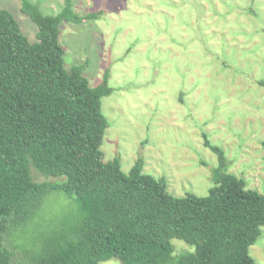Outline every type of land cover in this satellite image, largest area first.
Returning a JSON list of instances; mask_svg holds the SVG:
<instances>
[{
	"label": "rangeland",
	"instance_id": "rangeland-1",
	"mask_svg": "<svg viewBox=\"0 0 264 264\" xmlns=\"http://www.w3.org/2000/svg\"><path fill=\"white\" fill-rule=\"evenodd\" d=\"M27 1L46 16L64 7V0ZM71 1L80 15L103 13L63 22L59 43L67 67L86 62L90 86L111 90L101 100L104 162L119 158L128 173L141 161L142 172L164 178L172 196L206 197L220 163L207 139L222 150L227 172L263 194L264 0ZM21 9L22 0H0L33 44L37 27ZM32 172L38 183L54 180ZM67 203L49 194L26 227L12 230L5 245L14 264H33L78 226V210ZM171 243L174 256L194 251ZM249 254L264 264V228Z\"/></svg>",
	"mask_w": 264,
	"mask_h": 264
},
{
	"label": "trees",
	"instance_id": "trees-1",
	"mask_svg": "<svg viewBox=\"0 0 264 264\" xmlns=\"http://www.w3.org/2000/svg\"><path fill=\"white\" fill-rule=\"evenodd\" d=\"M21 11L37 27L33 44L0 10V264H14L7 236L26 227L53 193L75 206L80 220L33 264H256L249 248L264 228V193L227 172L222 150L207 139L204 147L220 163L206 197L172 196L164 178L142 172L141 161L128 173L119 158L104 162L101 100L111 90L105 82L90 86L86 62L67 67L59 43L63 22L103 13L80 15L71 0L53 16L27 0ZM33 169L54 180L36 182ZM172 240L194 251L174 256Z\"/></svg>",
	"mask_w": 264,
	"mask_h": 264
}]
</instances>
